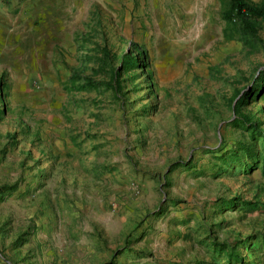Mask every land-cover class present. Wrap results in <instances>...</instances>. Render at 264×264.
I'll return each instance as SVG.
<instances>
[{
    "label": "rangeland",
    "instance_id": "obj_1",
    "mask_svg": "<svg viewBox=\"0 0 264 264\" xmlns=\"http://www.w3.org/2000/svg\"><path fill=\"white\" fill-rule=\"evenodd\" d=\"M226 4L0 0V264H264V151L234 125L264 134V90L231 109L264 47L224 38ZM95 44L137 69L67 89L108 80Z\"/></svg>",
    "mask_w": 264,
    "mask_h": 264
},
{
    "label": "trees",
    "instance_id": "obj_2",
    "mask_svg": "<svg viewBox=\"0 0 264 264\" xmlns=\"http://www.w3.org/2000/svg\"><path fill=\"white\" fill-rule=\"evenodd\" d=\"M226 8L222 11L221 18L224 21L223 36L226 40L238 39L243 45L253 47V45H260L264 47L259 36V23L264 24V0H259L257 3H252L248 0H226ZM95 49L92 51L93 55H86L85 59L92 64H96V69L109 73L108 80L94 81L90 77H81L77 74H72L68 77L66 85L67 89L73 91H87L95 90L99 87H104L106 90L116 89L117 76L119 73L130 72L137 69V60L134 59L130 51L123 52L118 57L110 55L108 48L103 45H94ZM115 60H118L114 63ZM81 83V84H79ZM79 84V85H78ZM118 86V84H117ZM264 90V73H260L256 80H254L250 90H246L238 99L239 95L236 91L233 95L234 104L231 106L233 113L238 114L239 108L244 105L246 96L261 95ZM237 127L248 129L250 136L257 135V139L261 140V147L264 151V134L257 130L255 124L251 122L245 115L238 114L234 121ZM253 157V155H252ZM2 189L0 193H2ZM233 257V258H232ZM236 260L234 255H230L229 259ZM231 259V261H232Z\"/></svg>",
    "mask_w": 264,
    "mask_h": 264
}]
</instances>
